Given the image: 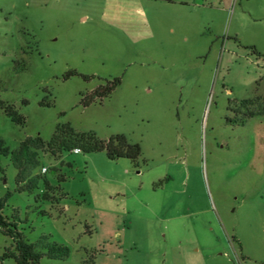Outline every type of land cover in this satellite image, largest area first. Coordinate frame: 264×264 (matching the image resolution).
Instances as JSON below:
<instances>
[{"label": "rangeland", "instance_id": "1", "mask_svg": "<svg viewBox=\"0 0 264 264\" xmlns=\"http://www.w3.org/2000/svg\"><path fill=\"white\" fill-rule=\"evenodd\" d=\"M0 100L26 120L0 108L11 151L68 123L142 150L45 154L58 203L20 193L0 155L4 215L70 250L40 264H264V0H0ZM12 245L0 232V264Z\"/></svg>", "mask_w": 264, "mask_h": 264}, {"label": "trees", "instance_id": "2", "mask_svg": "<svg viewBox=\"0 0 264 264\" xmlns=\"http://www.w3.org/2000/svg\"><path fill=\"white\" fill-rule=\"evenodd\" d=\"M74 76H81L86 81L94 80L95 76H84L76 71H70L65 75V80ZM121 84V79L117 78L107 85L99 86L92 94L83 95L82 104L87 107L97 100L109 97L112 92ZM245 104L256 105L254 101H247ZM0 108L16 124L25 125V117L20 115L13 106L0 100ZM255 116L256 112L250 114ZM91 154L106 152L110 160L129 159L133 163H138L142 156L141 146L128 141L124 135L113 136L109 141L101 140L95 133H79L71 124L59 125L51 141L46 142L40 136L28 137L20 143L17 150L11 151L5 141L0 138V155H11L12 163L17 170L16 183L20 193H32L40 190L43 185L45 191L39 195V200L58 203L64 197L60 187H53L38 174V170L43 166L42 159L45 154L53 157H63L71 154L74 150ZM57 174L59 171L55 170ZM46 174V173H44ZM59 183L65 182V176L58 175ZM9 198V194L0 199V232L9 239L13 245L8 248L3 259H13L17 264H40L43 257L50 259H66L69 257L70 250L64 245L51 243L47 237H43L38 244L29 243L22 232L18 230L15 220L4 215V209ZM39 248L43 250L40 252Z\"/></svg>", "mask_w": 264, "mask_h": 264}, {"label": "crops", "instance_id": "3", "mask_svg": "<svg viewBox=\"0 0 264 264\" xmlns=\"http://www.w3.org/2000/svg\"><path fill=\"white\" fill-rule=\"evenodd\" d=\"M120 5V3H101V4H96V6H99V7H103V8H106V7H109V6H115V7H118Z\"/></svg>", "mask_w": 264, "mask_h": 264}, {"label": "built area", "instance_id": "4", "mask_svg": "<svg viewBox=\"0 0 264 264\" xmlns=\"http://www.w3.org/2000/svg\"><path fill=\"white\" fill-rule=\"evenodd\" d=\"M74 152H75V153H79L80 150L76 149V150L73 151V153H74ZM43 172L46 173V172H47V168H44V169H43Z\"/></svg>", "mask_w": 264, "mask_h": 264}]
</instances>
